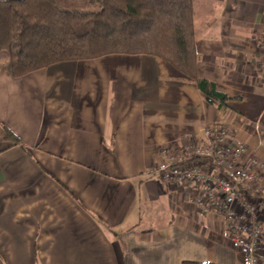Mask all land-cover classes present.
I'll use <instances>...</instances> for the list:
<instances>
[{
    "label": "crops",
    "instance_id": "crops-1",
    "mask_svg": "<svg viewBox=\"0 0 264 264\" xmlns=\"http://www.w3.org/2000/svg\"><path fill=\"white\" fill-rule=\"evenodd\" d=\"M194 26L198 77L226 104L152 54L15 77L0 50V264H243L225 215L198 209L192 183L145 175L164 147L213 124L264 161V0H194ZM249 198L264 224L263 196Z\"/></svg>",
    "mask_w": 264,
    "mask_h": 264
},
{
    "label": "trees",
    "instance_id": "trees-1",
    "mask_svg": "<svg viewBox=\"0 0 264 264\" xmlns=\"http://www.w3.org/2000/svg\"><path fill=\"white\" fill-rule=\"evenodd\" d=\"M0 50L8 52L5 67L15 77L61 61L152 54L194 78L220 105L231 99L198 77L194 0H0ZM6 135L20 142L10 129Z\"/></svg>",
    "mask_w": 264,
    "mask_h": 264
},
{
    "label": "built area",
    "instance_id": "built-area-1",
    "mask_svg": "<svg viewBox=\"0 0 264 264\" xmlns=\"http://www.w3.org/2000/svg\"><path fill=\"white\" fill-rule=\"evenodd\" d=\"M264 70V56L261 61ZM147 177L158 175L166 183L190 185V199L202 211L215 209L226 217V232L244 252L243 264H264V224L259 203L249 198L253 189L264 205V161L235 142L228 127L213 124L199 140L178 149L166 146Z\"/></svg>",
    "mask_w": 264,
    "mask_h": 264
}]
</instances>
